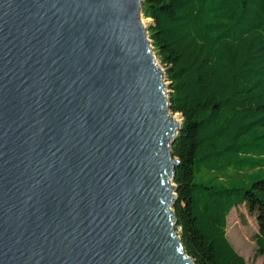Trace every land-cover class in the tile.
Listing matches in <instances>:
<instances>
[{"label": "water", "instance_id": "obj_1", "mask_svg": "<svg viewBox=\"0 0 264 264\" xmlns=\"http://www.w3.org/2000/svg\"><path fill=\"white\" fill-rule=\"evenodd\" d=\"M142 8L0 0V264H195Z\"/></svg>", "mask_w": 264, "mask_h": 264}, {"label": "trees", "instance_id": "obj_2", "mask_svg": "<svg viewBox=\"0 0 264 264\" xmlns=\"http://www.w3.org/2000/svg\"><path fill=\"white\" fill-rule=\"evenodd\" d=\"M153 52L165 70L177 232L195 264H248L228 217L245 206L264 255V0H143Z\"/></svg>", "mask_w": 264, "mask_h": 264}, {"label": "rangeland", "instance_id": "obj_3", "mask_svg": "<svg viewBox=\"0 0 264 264\" xmlns=\"http://www.w3.org/2000/svg\"><path fill=\"white\" fill-rule=\"evenodd\" d=\"M142 19L146 27H148L151 20L144 18L143 15ZM158 64L165 73L159 61ZM165 84L168 91L169 82L166 81ZM170 114L176 121L182 122L179 114H172L171 112ZM259 235V226L255 213L250 212L245 206L237 207L231 212L228 217L227 236L231 245L246 259L248 264H264V255L258 250Z\"/></svg>", "mask_w": 264, "mask_h": 264}, {"label": "bare ground", "instance_id": "obj_4", "mask_svg": "<svg viewBox=\"0 0 264 264\" xmlns=\"http://www.w3.org/2000/svg\"><path fill=\"white\" fill-rule=\"evenodd\" d=\"M178 122V121H177ZM179 123H181V122H179Z\"/></svg>", "mask_w": 264, "mask_h": 264}]
</instances>
